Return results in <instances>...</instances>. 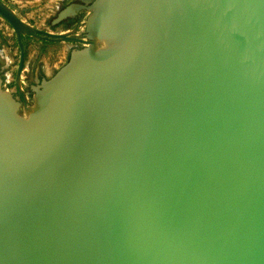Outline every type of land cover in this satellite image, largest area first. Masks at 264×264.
I'll list each match as a JSON object with an SVG mask.
<instances>
[{
    "label": "water",
    "instance_id": "95a60500",
    "mask_svg": "<svg viewBox=\"0 0 264 264\" xmlns=\"http://www.w3.org/2000/svg\"><path fill=\"white\" fill-rule=\"evenodd\" d=\"M82 9L72 36L0 0L21 96L0 68V264H264V0L73 2L53 23ZM28 37L82 43L30 101Z\"/></svg>",
    "mask_w": 264,
    "mask_h": 264
},
{
    "label": "rangeland",
    "instance_id": "374dc122",
    "mask_svg": "<svg viewBox=\"0 0 264 264\" xmlns=\"http://www.w3.org/2000/svg\"><path fill=\"white\" fill-rule=\"evenodd\" d=\"M11 3L16 12L27 22L40 28H52V30H65V27L55 29L49 26V21L55 17L58 8L63 5L65 0H6ZM73 44L68 42H42L35 38L28 39V49L26 55V71L23 73L24 87L30 84L29 73L34 69L32 66L33 59L38 63V68L43 65L47 75L55 72L69 56V51ZM41 49V50H40ZM40 50V52H39ZM8 55V62L1 67L6 73H11L15 63L19 57V47L16 42L15 32L13 28L0 16V56ZM33 75V74H32ZM35 81H39V76L34 73ZM6 87H10L9 83H5ZM26 87V88H27ZM29 94L28 89H26Z\"/></svg>",
    "mask_w": 264,
    "mask_h": 264
},
{
    "label": "flooded vegetation",
    "instance_id": "af4514ba",
    "mask_svg": "<svg viewBox=\"0 0 264 264\" xmlns=\"http://www.w3.org/2000/svg\"><path fill=\"white\" fill-rule=\"evenodd\" d=\"M5 2L9 3L8 1L4 0ZM73 2H79V3H84V4H89L92 2V0H65V2L63 3V5L61 7L58 8V11L60 9H62L63 7H65L66 5L70 4V3H73ZM11 4V3H9ZM12 5V4H11ZM13 6V5H12ZM13 8L15 9V7L13 6ZM16 11V9H15ZM58 13V12H57ZM87 15V11L86 10H80L79 13H77L76 15L74 16H71V17H67L65 19H62L61 21L57 22V23H53V19L57 16V14L55 15V17H53L50 21H49V26L50 27H54L55 29L59 28V27H65V30H52V28H42L44 30H48V31H52V32H64V31H71V30H74L76 27V32L72 34V36H80L81 35V31H82V25H83V22H84V19H85V16ZM29 38H32V37H28L27 38V49H28V39ZM39 40V39H38ZM39 41H42V42H50V43H57V42H51V41H47V40H39ZM63 42H68V43H71L73 44L72 47H77V46H81L82 43L80 42H71V41H63ZM71 47V48H72ZM41 50V49H40ZM39 50V52H40ZM26 55H27V51H26ZM8 55H5V57H1L0 56V68L3 67L5 64H6V59ZM19 57H20V52H19ZM19 57L15 63V66H14V69L12 70L11 72V78L8 79L6 78V76H4V79H5V82L6 83H9L10 87L11 88H14L15 89V94L21 99V96L19 94V91H18V88H17V85L15 83V75H16V71H17V68H18V65H19ZM9 58V57H8ZM5 59V60H4ZM26 56H25V64L24 66H26ZM36 59H33L32 61V66H34L35 70L38 69V72H34V69L29 73V76H31V78L29 79L30 81V84L28 85V87H24L23 85V93L24 95L26 96L27 100L30 101L31 100V95L33 93V90H32V84H35L36 81L35 79L33 78L35 75L34 73H36L40 78H39V81L44 77L46 76V72H45V69L43 67V65H40L39 68H38V63H35ZM4 71V70H3ZM26 71V69H24V72ZM33 74V75H32ZM6 75V74H5ZM22 84H24V79L22 77ZM9 88V87H7ZM26 89H28L29 91V94H27L28 92H26Z\"/></svg>",
    "mask_w": 264,
    "mask_h": 264
},
{
    "label": "bare ground",
    "instance_id": "6f19581e",
    "mask_svg": "<svg viewBox=\"0 0 264 264\" xmlns=\"http://www.w3.org/2000/svg\"><path fill=\"white\" fill-rule=\"evenodd\" d=\"M5 60V59H4ZM12 77V76H11Z\"/></svg>",
    "mask_w": 264,
    "mask_h": 264
}]
</instances>
